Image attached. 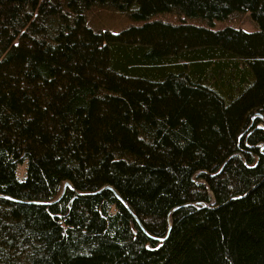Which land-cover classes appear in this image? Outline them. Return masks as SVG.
Returning <instances> with one entry per match:
<instances>
[{
    "label": "trees",
    "instance_id": "16d2710c",
    "mask_svg": "<svg viewBox=\"0 0 264 264\" xmlns=\"http://www.w3.org/2000/svg\"><path fill=\"white\" fill-rule=\"evenodd\" d=\"M0 264H264V0H0Z\"/></svg>",
    "mask_w": 264,
    "mask_h": 264
},
{
    "label": "rangeland",
    "instance_id": "374dc122",
    "mask_svg": "<svg viewBox=\"0 0 264 264\" xmlns=\"http://www.w3.org/2000/svg\"><path fill=\"white\" fill-rule=\"evenodd\" d=\"M92 23L96 26L109 27L113 30H118L127 24V20L123 16L115 14L112 15L107 11H100L93 19Z\"/></svg>",
    "mask_w": 264,
    "mask_h": 264
},
{
    "label": "water",
    "instance_id": "95a60500",
    "mask_svg": "<svg viewBox=\"0 0 264 264\" xmlns=\"http://www.w3.org/2000/svg\"><path fill=\"white\" fill-rule=\"evenodd\" d=\"M67 185H71V182H70V181H67V182L64 184L63 191H62V193L60 194V196L64 193V191H65ZM60 196H59V197H60Z\"/></svg>",
    "mask_w": 264,
    "mask_h": 264
},
{
    "label": "bare ground",
    "instance_id": "6f19581e",
    "mask_svg": "<svg viewBox=\"0 0 264 264\" xmlns=\"http://www.w3.org/2000/svg\"><path fill=\"white\" fill-rule=\"evenodd\" d=\"M113 189V188H112ZM114 190V189H113ZM119 198V197H118ZM121 198V197H120ZM58 199V198H57Z\"/></svg>",
    "mask_w": 264,
    "mask_h": 264
}]
</instances>
